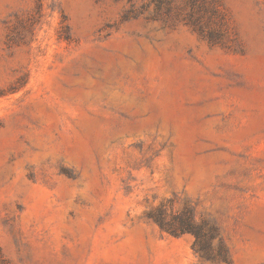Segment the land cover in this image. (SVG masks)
I'll return each instance as SVG.
<instances>
[{
	"label": "rangeland",
	"instance_id": "obj_1",
	"mask_svg": "<svg viewBox=\"0 0 264 264\" xmlns=\"http://www.w3.org/2000/svg\"><path fill=\"white\" fill-rule=\"evenodd\" d=\"M0 264H264V0H0Z\"/></svg>",
	"mask_w": 264,
	"mask_h": 264
},
{
	"label": "trees",
	"instance_id": "obj_2",
	"mask_svg": "<svg viewBox=\"0 0 264 264\" xmlns=\"http://www.w3.org/2000/svg\"><path fill=\"white\" fill-rule=\"evenodd\" d=\"M151 1L160 2L161 0ZM149 216L154 219L160 229L166 230L172 235L192 234L194 236V250L201 257L206 259H214L216 257L226 259L227 251L223 247L222 241L219 240L217 249H214L211 244V239L218 235L217 227L206 220L196 221L191 207H185L180 212L171 214L169 219L161 211L150 213Z\"/></svg>",
	"mask_w": 264,
	"mask_h": 264
}]
</instances>
